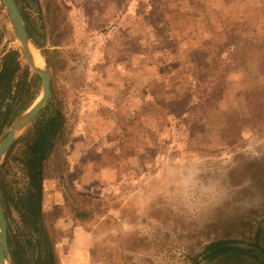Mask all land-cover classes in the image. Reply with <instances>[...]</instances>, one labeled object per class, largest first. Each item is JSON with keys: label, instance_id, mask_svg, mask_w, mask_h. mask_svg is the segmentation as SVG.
Returning a JSON list of instances; mask_svg holds the SVG:
<instances>
[{"label": "rangeland", "instance_id": "1", "mask_svg": "<svg viewBox=\"0 0 264 264\" xmlns=\"http://www.w3.org/2000/svg\"><path fill=\"white\" fill-rule=\"evenodd\" d=\"M16 5L50 73L45 113H60L39 209L58 264H229L199 255L216 240L264 248V0ZM19 48L0 0V61L17 50L21 64L1 112L36 97L0 142L42 91ZM35 121L0 167L19 264L41 252L22 218Z\"/></svg>", "mask_w": 264, "mask_h": 264}, {"label": "trees", "instance_id": "2", "mask_svg": "<svg viewBox=\"0 0 264 264\" xmlns=\"http://www.w3.org/2000/svg\"><path fill=\"white\" fill-rule=\"evenodd\" d=\"M14 1L16 3V0ZM25 29L28 37L30 36L31 38L28 27H25ZM34 44L37 46L35 42ZM19 57L20 54L17 50H11L0 61V137L4 130L12 124L14 117L23 113L36 99L33 95H31L28 99L26 98L21 103L17 115L11 114L10 112L12 110L15 111L16 107L11 109L9 106L6 111L1 112L2 105L5 100L11 99L12 97L11 90L15 86V84H13V76H15L21 68ZM23 74L28 75V71H24ZM12 98V101H16L15 97ZM50 104L51 102L47 103V105L42 109V117L35 121L33 126V136L30 138L26 150V172L32 188L31 190H33V192H31V195L28 197L27 204L24 205L26 211L22 215V218L25 223L31 225V229L38 233L40 232L39 238L37 239V243L41 251L39 259L37 260L38 264H58L54 253L53 243L48 238L43 225L40 224L39 219L41 184L43 181L42 163L54 149L55 137L59 133L61 126L59 112L45 113V111L50 110V108H48ZM0 205L7 223V243L10 259L12 264H19L18 250L16 249V237L12 233L9 221L7 222V214L10 208L7 206L5 201H3L2 196H0ZM233 244H237V242L229 240H216L210 242L204 247L203 251L199 255L200 260L211 263L214 261L228 259V261H230L229 264H264L262 259H258L257 256L251 254V250H245L234 246ZM251 246L257 248L264 256V248H262L257 241L251 244Z\"/></svg>", "mask_w": 264, "mask_h": 264}, {"label": "water", "instance_id": "3", "mask_svg": "<svg viewBox=\"0 0 264 264\" xmlns=\"http://www.w3.org/2000/svg\"><path fill=\"white\" fill-rule=\"evenodd\" d=\"M2 2L5 6L7 15L9 17L14 35L20 44L19 50L21 52V55L25 60L27 66L34 73L39 75L41 79L42 91L40 97L38 98V101H36V103L29 110H27L19 118L18 121H16L13 124L8 134L0 142V167L3 156L8 151L10 146L15 142L17 135L35 121L42 108L48 102L51 95L50 73L46 67H44V69L36 68L32 61L31 52H30V47L32 46V44L30 42V38L27 35L26 29L24 27V23L22 21L20 12L18 10L15 1L2 0ZM233 245L245 250H251L253 255L259 256L260 259H263L264 261V258H262L263 255L260 253L258 249L248 246L246 244H233ZM5 263L12 264L9 255L8 243H7V223L4 217L2 207L0 205V264H5Z\"/></svg>", "mask_w": 264, "mask_h": 264}, {"label": "bare ground", "instance_id": "4", "mask_svg": "<svg viewBox=\"0 0 264 264\" xmlns=\"http://www.w3.org/2000/svg\"><path fill=\"white\" fill-rule=\"evenodd\" d=\"M30 52H31L32 61H33L34 65H35V67L38 68V69H44V62H43L42 58L36 52V50L33 49L32 46L30 47ZM5 264H7V263H5Z\"/></svg>", "mask_w": 264, "mask_h": 264}]
</instances>
